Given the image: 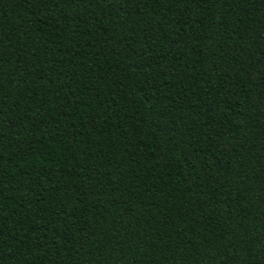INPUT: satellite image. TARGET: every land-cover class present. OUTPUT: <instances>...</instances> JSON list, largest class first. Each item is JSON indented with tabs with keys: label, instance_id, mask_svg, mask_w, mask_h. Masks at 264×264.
<instances>
[{
	"label": "trees",
	"instance_id": "obj_1",
	"mask_svg": "<svg viewBox=\"0 0 264 264\" xmlns=\"http://www.w3.org/2000/svg\"><path fill=\"white\" fill-rule=\"evenodd\" d=\"M0 264H264V0H0Z\"/></svg>",
	"mask_w": 264,
	"mask_h": 264
}]
</instances>
